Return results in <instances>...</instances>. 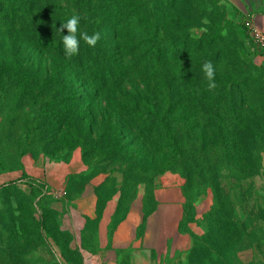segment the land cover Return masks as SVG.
Segmentation results:
<instances>
[{
  "label": "trees",
  "instance_id": "obj_1",
  "mask_svg": "<svg viewBox=\"0 0 264 264\" xmlns=\"http://www.w3.org/2000/svg\"><path fill=\"white\" fill-rule=\"evenodd\" d=\"M74 13L81 17L80 31L99 32L101 39L95 47L81 40L79 53L67 58L62 43L67 30L58 29ZM214 16V26L196 38L181 15L179 0H0V27L13 30L30 57L36 51L49 58L41 80L32 67L17 63L22 73L4 122L19 110L21 123H54L65 132V148L80 147L88 168L70 178L69 189L76 191L78 181L83 185L104 174L106 179L96 188L99 212L120 194L115 223L127 214L140 185L147 188L144 205L149 216L157 205H152L149 190L160 176L181 174L187 195L196 177L203 179L199 187L213 190L215 205L205 217L207 230L193 236L187 264H234L236 244L264 235V228L254 225L264 222V211L245 208L249 202L257 204L259 195L253 186L244 193V183L263 170L264 65L257 68L252 61L264 55L244 25L254 49L251 62L244 61L238 48L229 51L220 28L234 23L223 14ZM214 46L219 51L210 57L206 51ZM138 52L148 64L156 93L148 85L147 92H141L132 82L130 92L123 89L127 71L142 66L135 58ZM167 60L175 64L176 76L173 67L163 65ZM208 61L215 68L217 87L212 91L202 71ZM98 124L103 133L99 137L94 129ZM31 126L28 136L41 127ZM126 138L132 140L125 145ZM136 142L149 151L148 158H142L139 149L131 150ZM29 154L27 146L21 160ZM21 160L12 167L0 138V173L21 168ZM93 170L98 173L92 175ZM22 180L31 189L30 200L47 211L48 186L25 174ZM181 231L187 233L184 221ZM68 248L60 243L63 253Z\"/></svg>",
  "mask_w": 264,
  "mask_h": 264
},
{
  "label": "rangeland",
  "instance_id": "obj_2",
  "mask_svg": "<svg viewBox=\"0 0 264 264\" xmlns=\"http://www.w3.org/2000/svg\"><path fill=\"white\" fill-rule=\"evenodd\" d=\"M179 2L181 4V15L188 19L186 24L191 26L190 30L196 38L204 35L209 25L214 26L211 19L212 16L216 18L215 13H218L219 17L223 14L225 19L234 23V26L222 24L223 26L220 28L222 36L228 39L225 44H228L229 51L232 52L238 48L244 61L251 62L250 55L254 49L249 46L242 27L243 21L235 22L231 20L225 0H179ZM218 49L219 47L214 46L208 49L206 53L210 57H214L218 53ZM32 52V57H30L29 49L21 47V42L17 41L13 30L0 27V65L6 66L5 70L0 69V138L1 147L12 167L18 166L21 160L20 154L27 146L30 151L29 156L34 158L44 156L55 161H68L69 156L76 150L82 152L80 147L72 145L65 148L66 133L61 131L54 123H21L19 110L16 115H11L8 122H4L10 113L9 105L12 103L18 89L19 74L22 73L19 64L23 62V64L32 67L36 77L38 75V80L47 75L46 70L49 64L47 54ZM140 55L141 52H138L135 58L142 63V66L127 71L123 89L130 92L132 82L139 87L141 92H147L145 85H148L151 92L156 93L155 87L151 85L149 79L151 72L148 70V64L141 59ZM252 63L257 68L264 65V63L259 64L257 58ZM163 65L166 69L173 67V75H177L174 63H169L167 60ZM29 125L33 128L37 125H41V127L28 136ZM94 129L96 136L99 137L102 133L99 124ZM131 140V138H126L123 143L126 145ZM133 149H139L141 157L147 156L148 158L149 151H146L142 143L136 142L131 150ZM106 164L101 165L100 169L104 168ZM97 173L98 171L93 170L92 175ZM100 175H103L104 180L106 179L104 174ZM115 176L119 180L121 179L119 174H115ZM202 181L203 179L196 177L195 187L188 191L187 195L184 189L186 180L179 173L169 172L160 176L156 180L155 187L149 190L154 198L151 201L153 206L156 204L155 202L158 205L159 202L164 201L180 200L183 203L181 227L184 221V230L187 233L182 231L181 233L190 237L191 248L194 243L193 236L203 235L204 231L207 230L205 217L213 211L215 205L213 190L204 185L199 187V183ZM8 184V187L0 186V264H79L80 255L77 252H72L68 248L70 253L69 251L63 253L60 249V243H65L69 247L71 237L60 231V217L51 208V205L48 204L47 211H42L37 201L32 202L30 200L31 189L23 186L22 183H15V181ZM81 184L78 181L77 184L75 183V187L79 189ZM109 186L112 187V185ZM252 186L259 195L258 203L249 202L245 208L247 211L260 213L264 211V158L263 170L259 176L244 183V193L249 192ZM146 191V186L144 184L140 185L137 197L139 193L145 194ZM200 191L203 192L201 195H199ZM254 225L264 228V222L262 221L254 222ZM49 233L57 237L58 241L54 237H49ZM261 243L262 246H260ZM235 247L237 254L233 259L234 264H264L263 234L257 235L254 241H251V239L245 240L238 245L236 244ZM180 264H187V259Z\"/></svg>",
  "mask_w": 264,
  "mask_h": 264
},
{
  "label": "crops",
  "instance_id": "obj_3",
  "mask_svg": "<svg viewBox=\"0 0 264 264\" xmlns=\"http://www.w3.org/2000/svg\"><path fill=\"white\" fill-rule=\"evenodd\" d=\"M229 17L235 22L249 16L264 32V0H225ZM257 62L264 63V56ZM22 167L0 173V186L29 178L43 181L49 188L46 197L60 214L59 229L71 240L69 249L80 255L79 264H180L186 261L191 239L181 233L183 203L159 202L154 212L145 216L144 193H139L127 214L115 223L120 194H116L99 212L96 188L103 175L92 178L76 191L69 189L70 178L88 168L82 152L76 150L68 161L40 156H25ZM26 180L22 184L28 187ZM29 188V187H28ZM56 194H61L56 198Z\"/></svg>",
  "mask_w": 264,
  "mask_h": 264
},
{
  "label": "clouds",
  "instance_id": "obj_4",
  "mask_svg": "<svg viewBox=\"0 0 264 264\" xmlns=\"http://www.w3.org/2000/svg\"><path fill=\"white\" fill-rule=\"evenodd\" d=\"M81 17L78 14H73L66 22L61 24L58 31L67 30V34L62 36V43L64 54L67 58H72L79 53L81 40L90 47H95L97 42L101 39V34L96 32L89 35L86 31H80ZM202 71L208 81L207 89L214 90L217 87L215 83V68L211 61L205 62L202 65Z\"/></svg>",
  "mask_w": 264,
  "mask_h": 264
},
{
  "label": "built area",
  "instance_id": "obj_5",
  "mask_svg": "<svg viewBox=\"0 0 264 264\" xmlns=\"http://www.w3.org/2000/svg\"><path fill=\"white\" fill-rule=\"evenodd\" d=\"M242 21L244 28L247 30V33L256 49L259 50L262 55H264V32L255 26L253 20L249 16H246ZM60 197L61 194H56V198Z\"/></svg>",
  "mask_w": 264,
  "mask_h": 264
}]
</instances>
